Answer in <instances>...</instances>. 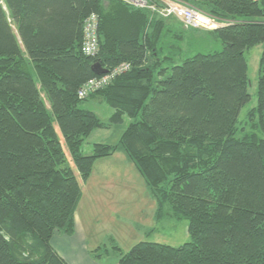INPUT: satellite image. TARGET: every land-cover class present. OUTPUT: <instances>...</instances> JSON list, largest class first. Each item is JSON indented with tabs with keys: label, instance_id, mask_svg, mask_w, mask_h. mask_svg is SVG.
Segmentation results:
<instances>
[{
	"label": "trees",
	"instance_id": "obj_1",
	"mask_svg": "<svg viewBox=\"0 0 264 264\" xmlns=\"http://www.w3.org/2000/svg\"><path fill=\"white\" fill-rule=\"evenodd\" d=\"M179 1L223 26L191 33L123 0H0V264H68L51 241L75 233L83 183L118 150L156 200V221L187 220L190 241L127 253L111 242L95 259L114 250L118 264H264V0ZM91 15L95 56L82 51ZM210 41L223 49L201 51ZM258 45L257 103L239 122L252 99L245 53ZM96 63L129 69L80 98ZM119 125L117 144L83 154L94 131Z\"/></svg>",
	"mask_w": 264,
	"mask_h": 264
},
{
	"label": "rangeland",
	"instance_id": "obj_2",
	"mask_svg": "<svg viewBox=\"0 0 264 264\" xmlns=\"http://www.w3.org/2000/svg\"><path fill=\"white\" fill-rule=\"evenodd\" d=\"M181 23L183 24V22ZM183 26L186 30L191 29V33L198 34L199 32V30L189 28L184 24ZM201 35L203 34L201 33ZM200 49L205 53H210L221 51L223 46L210 41ZM261 54L262 45L245 53L252 83L250 88L252 99L242 110L239 122L246 119L247 111L257 103L256 92ZM87 105L89 110L103 120L109 119L112 114V110L107 105L97 101L92 100ZM123 130L124 126L119 125L108 130L94 131L83 146V154H91L93 145L97 143L117 144ZM95 164L98 168L108 167L119 174H110L105 182H100L104 183V190L100 188L102 185L98 183V180H95L94 175L92 182L89 181L90 176L83 183V188L86 184L87 187L84 189V197L77 211L83 220L89 218L87 221L92 222L94 219V224L90 223L93 226L87 229L91 243L98 242L103 238L102 244L108 245L109 249H111L109 243L112 242L113 245H118L123 253H127L140 242H154L179 247L190 241L187 220L177 221L166 218L160 222L156 221L157 202L135 164L122 150H118L113 156L97 160ZM109 180L111 181L109 182ZM94 190L102 192L97 191L92 194L91 192ZM104 192L105 194L102 196ZM98 194L101 198L99 197L98 205H94L93 197ZM120 256L119 252L110 250L106 259L110 263L117 264Z\"/></svg>",
	"mask_w": 264,
	"mask_h": 264
},
{
	"label": "built area",
	"instance_id": "obj_3",
	"mask_svg": "<svg viewBox=\"0 0 264 264\" xmlns=\"http://www.w3.org/2000/svg\"><path fill=\"white\" fill-rule=\"evenodd\" d=\"M126 3L138 7L148 8L159 14L164 18L174 17L179 19L189 28L201 29L212 31L223 24L217 20L203 15L202 13H196L195 9L186 6L179 0H156L158 4L150 3L151 0H123ZM160 6V7H157ZM201 14V15H200ZM203 15V16H202ZM98 17L96 15L89 16L84 24V39L82 44V51L85 55L95 56L99 52V37H98ZM129 67L126 64H122L116 68L113 72L107 75L99 76L89 81L80 91V98H86L91 93L108 85L118 73L128 70Z\"/></svg>",
	"mask_w": 264,
	"mask_h": 264
},
{
	"label": "crops",
	"instance_id": "obj_4",
	"mask_svg": "<svg viewBox=\"0 0 264 264\" xmlns=\"http://www.w3.org/2000/svg\"><path fill=\"white\" fill-rule=\"evenodd\" d=\"M96 166L97 165L95 164L93 173L89 181L92 182L94 175L95 180H98V183L102 185L100 188L104 190L105 187L103 186L104 183H100V182H105V180H107V176L110 174H119V173L117 171L111 170L108 167L98 168ZM110 181L111 180H109V182ZM85 187H87V184L83 188V197L85 193L84 191ZM97 191L102 192L100 190H94L91 193L94 194ZM104 194L105 192L102 193V196ZM99 197H100L99 194L93 197L92 202L94 203V205H98L99 199L101 198ZM87 220L86 219L83 220L81 215L77 211L75 216V222H76L75 233L72 236H64V235L56 234L51 241L53 248L68 264H114L107 261L106 259L107 255L101 258L100 260H97L91 254V252L95 251L100 246L105 244H102L103 238L100 239L98 242L95 241L91 243L87 229L93 226L94 219H92V222H89Z\"/></svg>",
	"mask_w": 264,
	"mask_h": 264
},
{
	"label": "water",
	"instance_id": "obj_5",
	"mask_svg": "<svg viewBox=\"0 0 264 264\" xmlns=\"http://www.w3.org/2000/svg\"><path fill=\"white\" fill-rule=\"evenodd\" d=\"M92 71L97 75V76H102L105 74L109 73V70H106L102 67L100 63H96L92 66Z\"/></svg>",
	"mask_w": 264,
	"mask_h": 264
},
{
	"label": "bare ground",
	"instance_id": "obj_6",
	"mask_svg": "<svg viewBox=\"0 0 264 264\" xmlns=\"http://www.w3.org/2000/svg\"><path fill=\"white\" fill-rule=\"evenodd\" d=\"M186 6H187V5H186ZM195 12L198 13L199 11L197 12V10H196ZM199 13H201V12H199ZM199 13H198V14H199ZM202 14H203V13H202ZM200 15H201V14H200ZM203 15H205V14H203ZM203 15H202V16H203Z\"/></svg>",
	"mask_w": 264,
	"mask_h": 264
}]
</instances>
